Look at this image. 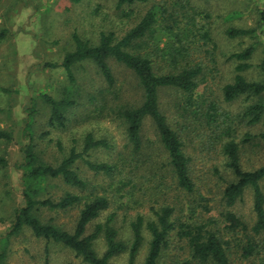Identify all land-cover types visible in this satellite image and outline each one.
I'll return each mask as SVG.
<instances>
[{"label": "rangeland", "instance_id": "rangeland-1", "mask_svg": "<svg viewBox=\"0 0 264 264\" xmlns=\"http://www.w3.org/2000/svg\"><path fill=\"white\" fill-rule=\"evenodd\" d=\"M153 7L159 9L160 16L147 41L156 69L165 70L168 62L161 58L162 54L170 52L173 47L182 49L183 43L191 61L203 67L198 87L190 100L177 89L160 91L161 108L180 134L185 152L191 157L194 191L187 192L177 185L150 118L144 123L141 152L131 154L126 124L113 110L121 104H139L143 99L142 89L130 69L110 59L115 77L112 87L92 60L74 65L78 103L68 110L65 127L51 129L44 141L36 140L41 157L56 164L75 144L74 140L80 148L84 135L92 132L97 138L108 139L112 148L93 149L90 160L116 163L119 169L122 168V174L95 172L83 160H78L74 167L88 184L85 190L54 179L46 183L40 196L58 199L66 192L80 194L84 199L108 196L110 207L89 224L87 231H92L96 223L104 222L111 212H116L114 224L120 237L128 243L132 240L130 222L138 213L152 219L155 216L151 207L169 204L174 208L173 217L177 222L204 223L209 229L219 230L230 242L233 264H264L261 258L243 257L244 237L239 242L226 228L222 215L227 210L223 191L234 175L226 166V156L222 152L223 142L229 137L223 126L217 127L224 121L232 127L228 131L240 143V160L244 169L264 164V138L260 137L264 124H248L242 118L245 107L254 99L240 96L225 101L223 97L224 85L235 75L237 62L231 57L233 53L255 45L250 60L253 67L244 74L250 80H260L264 76L260 67L264 62V26L259 19L264 0H147L121 8L117 7V0H0V27L10 31L0 41V86L9 90L0 91V128L12 131L14 136L9 143L0 141V158L8 161L6 166H0V234L9 228L13 211L22 202L20 171L14 165L22 160L21 145L27 141L22 138L26 108L33 98L36 99L41 111L36 118L35 133L50 129L46 125L49 109L39 102V94L47 92L58 98L69 87L63 67L51 68L46 62H62L65 54L74 48V32L94 44L98 43L102 32L113 31L122 37ZM171 15L176 17V24ZM230 27L255 28L261 34L254 38H231L226 33ZM178 36L184 42H179ZM208 112L215 113L217 118L209 117ZM247 133L254 138L244 140ZM50 138L53 142L49 141ZM56 140H61L62 152L56 149ZM261 185L264 191V179ZM80 207L66 210L42 208L38 215L44 222L52 218L54 223L71 231L75 228ZM229 209L252 225L255 221L252 188L248 187L242 200ZM144 236L138 263L143 262L148 253L151 235L146 229ZM5 249L8 264H89L71 248L36 237L27 228L12 236L5 243ZM95 249L99 255L104 253L106 243L103 237L95 242ZM189 255L187 239H180L172 233L160 264H170ZM113 262L128 264V252L115 256Z\"/></svg>", "mask_w": 264, "mask_h": 264}, {"label": "trees", "instance_id": "trees-1", "mask_svg": "<svg viewBox=\"0 0 264 264\" xmlns=\"http://www.w3.org/2000/svg\"><path fill=\"white\" fill-rule=\"evenodd\" d=\"M145 1L147 0H117V7ZM259 14L260 22L264 26V9H261ZM159 16V9L153 7L122 37L116 36L113 31L102 32L96 44L74 32L72 35L74 48L65 54L62 62H46V66L51 68L63 67L69 87L65 88L58 98L47 92L39 94V102L49 109L46 125L50 129L35 133L36 118L41 111L36 99L33 98L26 108L22 138L27 141L21 145L22 160L15 162L14 165L20 171L19 186L22 202L14 209L9 228L5 233L0 234V264H8L5 243L25 228L36 237L64 244L89 264H115L113 258L126 252H128V264H160L162 252L169 246L172 233L180 239H187L190 255L170 264H233L230 242L219 230L209 229L204 223L190 224L181 220L177 222L173 217L174 208L169 204H162L158 208L151 207L155 216L152 219H146L138 213L130 222L132 240L128 243L120 237L119 229L114 224L116 212H111L104 222L96 223L92 231H87L89 224L110 207L111 199L108 196L96 195L84 199L82 195L72 192H66L58 199L52 196H40V193L46 189V183L54 179H60L64 184L81 191L85 190L88 184L74 167L78 160H83L88 168L95 172L122 174V168L119 169L116 163L90 160V152L93 149L112 148L108 139L97 138L92 132L84 135L80 148L74 140L75 144L56 164L47 162L41 157L36 140L44 141L48 138L51 129L65 127L68 110L78 103L74 65L81 61L92 60L106 83L112 87L115 84V77L109 63L110 59H115L130 69L142 89L143 99L139 104H121L113 110L126 124V136L131 146V154L137 155L141 152L144 123L147 118H150L160 144L168 156L177 185L187 192L194 191L191 157L185 152L180 134L170 124L161 108L160 91L165 88L177 89L190 100L198 87L203 67L191 61L183 43L182 49L173 47L170 52L162 54L161 58L168 62L166 71L156 69L154 57L148 49L147 37L152 34L153 26ZM171 16L176 24V17ZM169 27L173 30L171 25ZM9 32L6 27H0V41L4 40ZM226 33L231 38L244 36L254 38L261 34L257 33L255 28L238 27H230ZM178 38L179 42H184V39L179 36ZM254 52L255 45H249L231 55L237 62L235 75L231 82L224 85L223 97L225 101H232L240 96L254 99L245 107L242 118L247 120L248 124L260 122L264 124V76L260 80H250L244 74L246 70L253 67L250 60ZM260 67L264 74V62ZM0 91L8 92L9 90L0 86ZM214 114L207 113L209 117L217 118ZM224 123L226 121L219 123L217 127L223 126L229 137L223 142L222 152L226 156V166L233 173L234 179L227 182L223 191V201L227 207V210L222 213L223 219L227 230L236 235L237 241L240 242L244 237L245 243L241 247L242 256L246 259L261 258V261H264V191L261 185L264 179V164L249 170L243 168L240 160V143L232 137L231 132L229 133L228 130H232V127ZM260 137L264 138V132L260 134ZM252 138L254 136L247 133L244 140ZM13 140L12 131L0 128V141L9 143ZM49 141L53 142V139L50 138ZM54 145L59 152L64 150L61 140H56ZM133 160L136 162V159ZM7 164L8 161L1 157L0 166ZM124 168H126L125 165ZM248 187H251L253 191L255 221L252 225L229 209L242 200ZM78 205L81 206L78 219L74 230L71 231L54 223L52 218L44 222L38 215V211L42 208L66 210ZM144 229L150 233L151 238L144 261L138 263L137 256L145 240ZM100 237H103L106 243V250L101 255L95 249V242Z\"/></svg>", "mask_w": 264, "mask_h": 264}]
</instances>
